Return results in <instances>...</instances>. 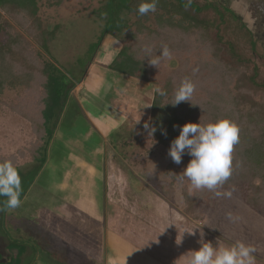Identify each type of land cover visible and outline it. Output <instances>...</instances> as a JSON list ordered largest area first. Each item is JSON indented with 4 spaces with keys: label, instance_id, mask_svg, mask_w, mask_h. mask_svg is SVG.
<instances>
[{
    "label": "rangeland",
    "instance_id": "374dc122",
    "mask_svg": "<svg viewBox=\"0 0 264 264\" xmlns=\"http://www.w3.org/2000/svg\"><path fill=\"white\" fill-rule=\"evenodd\" d=\"M215 1L234 11L246 24L256 42V59L264 65V0ZM103 3L63 0L60 5L47 6L46 0H39L38 16L55 32L43 45L24 34L20 55H13L22 62L23 51L34 53L36 56L29 54L34 55L32 62L50 61L74 86L80 83L81 87L70 91L64 121L60 117L54 128L46 162L37 176L36 155L42 153L46 136L40 120L46 97L43 81L37 80L36 74L30 85L5 87L0 93V157L9 158L20 169L22 181V205L0 211V264L15 255L8 250L11 241L25 246L19 264H188L191 251L199 250L202 243L231 247L237 241L254 245L256 264H264V214L245 203L240 188L217 189L232 191L231 198L217 197L214 192L199 198L196 219L185 212L184 191L193 195L200 190L191 188L190 181L183 177L188 163L183 158L180 164L174 163L169 148L155 143L144 128V123H149L153 94L162 88L175 61L167 58L153 72L154 83L116 72L113 62H98V55L114 50L113 45L121 49L118 38L110 34L96 48L104 24L98 16ZM123 17L134 20L125 12ZM39 65L33 63L32 67ZM199 87L204 86L197 85L195 97L205 98ZM100 103L111 118L108 123L100 120L104 114ZM82 107L102 131L103 150L98 154L90 150V141L84 145V139L74 136V129L66 132V128L58 127L61 122L62 126H71L78 119L83 129L77 113ZM63 146L85 147L82 160L90 155L101 167L97 217L78 211L71 219L65 214H74L76 209L69 211L71 207L65 205L81 194L89 195L90 203L92 186L78 187L82 177L78 170L74 172L71 156L64 153ZM6 200L0 197V207ZM229 212L237 219L229 220Z\"/></svg>",
    "mask_w": 264,
    "mask_h": 264
},
{
    "label": "trees",
    "instance_id": "16d2710c",
    "mask_svg": "<svg viewBox=\"0 0 264 264\" xmlns=\"http://www.w3.org/2000/svg\"><path fill=\"white\" fill-rule=\"evenodd\" d=\"M62 1L46 0V4L57 6ZM144 2L151 0H104L98 9L104 24L96 48L106 34L118 38L121 49L113 69L154 83L153 72L167 58L161 57L157 67L149 59L159 56L167 47L175 66L162 81L161 89L166 95L155 91L152 97L149 125L156 128L152 139L170 149L186 123L207 125L222 119L234 122L240 129L239 143L232 152V176L222 187L240 188L245 203L264 214V65L256 59L252 32L238 14L215 0H192L190 5L187 0H158L155 12L140 15L138 7ZM39 8V0H0V93L5 87L30 85L36 74L46 93L40 118L46 136L42 153L36 155V176L46 162L47 146L74 87L72 80L50 61L32 62L34 53L23 51L22 62L13 59L14 53L20 55L24 34L33 36L39 45L52 38L55 28L50 30L43 25ZM124 12L132 14L134 20H126ZM33 63L40 65L33 68ZM18 67L30 69L17 70ZM185 79L195 84L191 102L173 106L175 93ZM197 85L204 86L199 88L205 98L195 97ZM182 158L187 163L192 159L187 152ZM4 161L10 159L0 157V163ZM212 192L206 188L193 195L184 191L185 212L196 219L197 200ZM8 250L15 255L4 264H19L25 246L11 241Z\"/></svg>",
    "mask_w": 264,
    "mask_h": 264
},
{
    "label": "clouds",
    "instance_id": "9594fccd",
    "mask_svg": "<svg viewBox=\"0 0 264 264\" xmlns=\"http://www.w3.org/2000/svg\"><path fill=\"white\" fill-rule=\"evenodd\" d=\"M157 3L158 0L141 3L138 13L146 15L155 12ZM187 3L190 5L192 0H187ZM145 51L150 52V49L145 48ZM161 57L171 58L167 47L162 49L159 56L149 59V63L157 67ZM194 91L195 84L188 79L183 80L175 93L174 103L171 104L177 106L183 101L191 102ZM156 92L160 96L166 95L161 88H157ZM144 128L149 129V135L156 132V128H150L148 122L144 123ZM239 132V127L228 119L207 125H201L200 122L186 123L181 127L178 137L172 141L168 155L176 164L181 163L185 152L192 157L183 171V177L190 181L191 188H206L213 191L217 197L231 198L232 191L221 192L217 189L232 176V152L234 145L239 143ZM164 134L166 135V132ZM21 185V176L13 163H0V197H7L0 211L15 210L22 205ZM227 217L229 220L237 219L231 212L227 213ZM191 252L188 264H256V247L242 241H237L231 247H214L210 242L202 243L199 250Z\"/></svg>",
    "mask_w": 264,
    "mask_h": 264
},
{
    "label": "crops",
    "instance_id": "0c3cea01",
    "mask_svg": "<svg viewBox=\"0 0 264 264\" xmlns=\"http://www.w3.org/2000/svg\"><path fill=\"white\" fill-rule=\"evenodd\" d=\"M108 37H110V36H108ZM113 48H114V50H105V51L101 50L103 52H101L100 55H98V59H97L98 62H100L104 65H107V64L110 65L114 61V59L117 57L118 52L120 50L119 47L115 48L114 45H113ZM133 83L137 84L140 87V84L135 83L134 81H133ZM76 85L74 86V89L71 91V93L74 90L80 89L81 84L77 83ZM70 99L71 98H69V100ZM101 105L103 107L102 112L104 114H102V118H100V120L108 123L111 120V118L106 114L107 109L105 108V106L103 104H101ZM77 113L79 114V116H81L82 123L84 124L83 129H81L80 123H79V121H77L78 119L75 120V122L73 123L74 125L71 124V126L63 127L62 122L64 121L63 120L64 112L60 116L62 119L61 120L59 119V120L62 122L58 125V127L59 128H66L67 129V130H65L66 132L70 131L71 129H74V130H72V132L75 134L74 136L81 138V139H84L85 140L84 145L87 144V141H90L92 143V146H90V150H92V153L98 154L101 150H103L102 149L103 146L101 148V145L103 144L102 142L104 141L103 136L101 135L102 131L100 129H98L96 127V125L92 124V119L89 117V114L87 113L85 108H83V107L81 109L79 108ZM112 116H114V115L112 114ZM91 124L94 126L92 127ZM91 138H93V140ZM59 146L62 147V145H59ZM63 147H64V151H65L64 153H69V156H71V157H69V159L71 162H73V166L75 167L74 172H77V170H78L79 175L82 177L83 181L78 183L79 184L78 187H82L85 185L86 186H89V185L92 186V189L90 190L91 193H90V200H89L91 204L88 202L89 195L85 196V195L81 194L76 199H74L70 204L66 203V205H65V207L67 206L66 208H69V206L71 207V208H69V211L72 208L76 209V211L73 209L74 214H70L68 212L65 214H68L69 218H71V219L75 218L77 216V215H75V212L77 214L78 211L85 213L86 215L90 214V215H92V217L93 216L97 217L98 216V210L101 207L100 206L101 199H98V197H97V196H99L98 195V191H99L98 186L102 183V179H103V173L101 172L102 171L101 167L97 166V163L90 157V155L86 158L87 160H82V150H84L85 147L82 146L78 149L77 148L75 149L72 147L65 148V146H63ZM70 149H71V151H69ZM84 170H85V172H84ZM66 176L68 177V175H66ZM60 185L62 186V185H66V184L64 183V184H60ZM80 192H81V189H78L77 193L80 194ZM86 192H88V191L86 190Z\"/></svg>",
    "mask_w": 264,
    "mask_h": 264
}]
</instances>
